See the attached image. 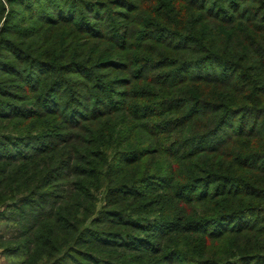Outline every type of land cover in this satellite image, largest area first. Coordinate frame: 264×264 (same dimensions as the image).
Segmentation results:
<instances>
[{"label":"trees","instance_id":"16d2710c","mask_svg":"<svg viewBox=\"0 0 264 264\" xmlns=\"http://www.w3.org/2000/svg\"><path fill=\"white\" fill-rule=\"evenodd\" d=\"M9 264H264V0H0Z\"/></svg>","mask_w":264,"mask_h":264},{"label":"crops","instance_id":"0c3cea01","mask_svg":"<svg viewBox=\"0 0 264 264\" xmlns=\"http://www.w3.org/2000/svg\"><path fill=\"white\" fill-rule=\"evenodd\" d=\"M6 210L4 207H0V215L1 213H4ZM5 223L3 220L0 219V234H3L6 230L5 228ZM5 258L8 260L7 257H5L3 254L0 253V264H9V260L8 263L5 262Z\"/></svg>","mask_w":264,"mask_h":264},{"label":"rangeland","instance_id":"374dc122","mask_svg":"<svg viewBox=\"0 0 264 264\" xmlns=\"http://www.w3.org/2000/svg\"><path fill=\"white\" fill-rule=\"evenodd\" d=\"M5 228H6V226H5ZM5 233L8 234L6 231L3 234H5ZM5 262L8 263V260L6 258H5Z\"/></svg>","mask_w":264,"mask_h":264}]
</instances>
